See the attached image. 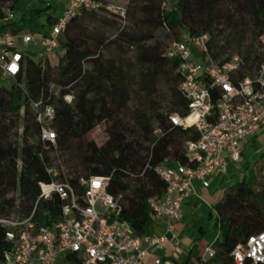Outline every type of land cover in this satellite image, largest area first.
Segmentation results:
<instances>
[{"label": "trees", "instance_id": "1", "mask_svg": "<svg viewBox=\"0 0 264 264\" xmlns=\"http://www.w3.org/2000/svg\"><path fill=\"white\" fill-rule=\"evenodd\" d=\"M95 1L97 9L80 11L62 30L63 54L55 64L49 55L36 61L24 53L10 87L0 86V216L13 212L25 216L34 210L35 220L52 226L63 200L56 193L49 199H38V195L39 182L51 181L46 168L54 166L58 177L68 180L79 198L81 177L110 176L108 191L123 195L121 219L134 235L149 236L147 199L165 191L154 168L164 161L186 163L183 145L198 137L194 127L184 129L170 122L171 114L185 116L188 108L179 90V61L167 58L166 48L184 35L208 34L210 55L216 62L231 58L232 54L221 57L229 46L241 59L239 75L252 74L262 62L264 0H177L170 8L166 0H124V19L106 8L116 0ZM16 2L0 0V18L4 6L9 4L14 10ZM44 10L32 8L25 20L36 23ZM55 17L47 15V23L51 25ZM181 28L185 34L179 33ZM7 29L21 31L13 20L0 22V32ZM159 30L173 38L168 45L156 38ZM224 32L225 42L219 44L216 37ZM127 52L134 55L127 57ZM162 79L168 88L165 105L158 89ZM52 83L63 89L56 93L50 88ZM65 93L73 96L71 105L63 101ZM212 96L216 100L218 91L213 90ZM38 101L55 107L50 123L53 142L41 140L42 123L33 108ZM101 123H106L105 142L86 141ZM18 129L19 140L14 142L11 135ZM56 159L68 165L69 173L60 172ZM262 160L264 152H259L252 167ZM255 182L256 174H243L224 188L215 203L219 236L214 241V260L228 262L240 241L264 230V182L258 190ZM4 232L0 225V262L12 250ZM65 257L81 264L73 254ZM185 264L196 263L188 259Z\"/></svg>", "mask_w": 264, "mask_h": 264}, {"label": "built area", "instance_id": "2", "mask_svg": "<svg viewBox=\"0 0 264 264\" xmlns=\"http://www.w3.org/2000/svg\"><path fill=\"white\" fill-rule=\"evenodd\" d=\"M59 1L62 10L43 34L12 29L0 32L1 78L14 79L20 72L26 46L39 47L44 51L42 57L62 55L60 35L68 22L82 10L98 8L95 0ZM106 8L125 18L124 0L109 2ZM13 18L14 11L6 4L0 22ZM261 40L262 62L245 76L239 75L242 62L237 55L222 64L211 57L208 34L184 35L166 48V57L179 61V90L188 108L185 116L171 114L170 122L184 129L194 127L198 132L195 140H187L183 145L186 163L164 161L154 168L165 183V191L147 199L148 212L151 221L166 219V233L138 236L131 232L128 223L121 219L123 195L107 189L110 176L81 177L83 192L79 198L74 186L60 179L57 169L50 166L46 171L51 181L39 182L38 199L58 194L63 200L58 219L52 226L41 224L34 219V210L25 216L15 212L0 216L5 239L12 243V250L4 253L0 264H55L60 256L69 254L77 256L81 264H168L159 256L149 261L150 250L161 248L169 240L178 245L174 223L182 219V207L194 193L195 184L208 186L209 177L223 169L225 156L239 162L243 142L264 137V36ZM50 88L56 93L63 89L56 83ZM213 90L218 91L216 100ZM62 99L69 105L73 103L69 93L63 94ZM33 108L42 123L41 140L53 142L55 133L50 123L55 107L38 101ZM261 147L264 148V138ZM214 241L203 247L196 264H264V230L240 241L229 253L228 262L214 260Z\"/></svg>", "mask_w": 264, "mask_h": 264}, {"label": "crops", "instance_id": "3", "mask_svg": "<svg viewBox=\"0 0 264 264\" xmlns=\"http://www.w3.org/2000/svg\"><path fill=\"white\" fill-rule=\"evenodd\" d=\"M53 3L58 4L59 11L62 10V4L59 0H50L47 6L52 7ZM253 139L254 137H251L249 140L246 139L242 144V158L239 161L240 165L243 166L242 168L233 164L234 162L225 156L222 161L223 169L215 171L209 177L208 186L204 187L200 182L195 184L194 193L182 207V219L174 223L177 239L179 241L178 245L175 246L173 241L169 240L161 248L151 249L148 257L149 261L153 256H159L168 264H179L182 259H184L182 264H185L188 259L194 260V262L197 263L200 251L208 242L204 240V236H202L201 239V236H197L192 232L194 228L193 220L195 218H204L207 212L215 216L213 207L222 197L224 188L238 181L243 174H246L245 172L250 171L247 167L252 166L259 151L264 149L257 146ZM243 168L245 170H243ZM185 207L192 210V218L189 219L183 214V208ZM150 229L151 234L159 235L166 233V219L158 218L151 221ZM167 235L171 238L170 234ZM195 252H198V256L194 255Z\"/></svg>", "mask_w": 264, "mask_h": 264}, {"label": "rangeland", "instance_id": "4", "mask_svg": "<svg viewBox=\"0 0 264 264\" xmlns=\"http://www.w3.org/2000/svg\"><path fill=\"white\" fill-rule=\"evenodd\" d=\"M118 1V0H116ZM122 2V0H119ZM177 0H166V4L165 6L167 8L173 7L175 5ZM50 2V0H17L15 7H14V18L13 21H15L20 27L21 30L24 32H28V33H33L35 35H39V34H43L44 32L48 31L50 25L47 23L46 21V17L49 14H59V6L56 3L52 4V7H47V3ZM32 8H41V9H45L43 12V14L41 16H39L38 20L36 23L33 22H28L27 20H25L28 12L32 9ZM180 34H185L186 33V29L185 28H181L179 30ZM216 33V32H215ZM227 32H224L223 34L218 35L216 38L218 39L219 44H221L223 41L225 42L226 39V34ZM156 38L161 39L165 45H168L173 38L170 37V35L168 36L166 34V32L164 30H159L156 33ZM242 52V50H241ZM24 53L25 55L29 56L30 58L36 60V61H40L43 59V57L41 56L42 54H44V51L41 50L39 47L30 45V46H26L24 47ZM236 53L237 50H235L234 48H231L228 46V49L226 51V53H223L221 57H227L228 55H237ZM133 52H127V57H131L133 56ZM239 55V54H238ZM231 56V57H232ZM240 56V55H239ZM57 58L58 55L56 54H49V60L52 64H55L57 62ZM174 75V74H172ZM12 80L8 79V78H0V86H4V87H10ZM158 89H159V93H160V98L162 103L165 105L167 104L168 101V88H167V83L164 79L160 80L158 82ZM105 126L106 123H101L99 124L97 127H95L86 137V141H88L89 139H93L97 145H101L105 142L106 140V134H105ZM19 132L14 133L13 135H11V140L12 141H18L19 138L17 137V134L20 133V129H18ZM262 135L257 136L256 138H254V143L261 147V143H262ZM251 138H248L247 140H249ZM259 152H264V149L260 150ZM55 163L57 164L58 168L60 169V172L63 174H67L69 173V167L67 164H65L61 159H56ZM233 164L238 165L240 168H242L243 166L240 165L239 162H234ZM247 169H250V171L245 172L248 175H251V173L256 174V182H255V189H259L262 182H264V160L260 161L259 163L255 164L253 167H247ZM243 170H245L243 168ZM223 195V194H222ZM185 204V203H184ZM183 214H185L189 219L192 218V210L190 208H183ZM214 215L212 214V216L209 215V213L207 212L205 217L202 219H198L195 218L193 220V233L196 234L197 236H204V240L209 242L214 241L218 236H219V231L218 229L215 227V219H214ZM202 226V228H201ZM200 239V238H199ZM185 258V257H184ZM184 259H182V261H180L179 264H182ZM55 264H76V260L73 259H67L65 256H60L57 261L55 262Z\"/></svg>", "mask_w": 264, "mask_h": 264}, {"label": "bare ground", "instance_id": "5", "mask_svg": "<svg viewBox=\"0 0 264 264\" xmlns=\"http://www.w3.org/2000/svg\"><path fill=\"white\" fill-rule=\"evenodd\" d=\"M191 119V118H190Z\"/></svg>", "mask_w": 264, "mask_h": 264}]
</instances>
